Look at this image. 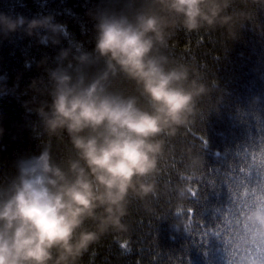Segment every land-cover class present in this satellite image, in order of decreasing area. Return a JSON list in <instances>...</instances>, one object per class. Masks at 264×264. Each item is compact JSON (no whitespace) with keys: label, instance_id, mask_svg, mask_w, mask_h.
<instances>
[{"label":"clouds","instance_id":"clouds-1","mask_svg":"<svg viewBox=\"0 0 264 264\" xmlns=\"http://www.w3.org/2000/svg\"><path fill=\"white\" fill-rule=\"evenodd\" d=\"M248 5L264 8V0H110L92 15L90 50L53 14L0 13V36L22 31L45 47L68 41L26 89L44 139L0 182V264H82L102 239L130 232L134 202L143 207L170 193L171 227H195L185 214L188 189L161 184L160 166L215 83L173 44L181 31L235 39ZM9 91L0 76V96ZM183 153L182 175L199 178L204 157L191 145ZM238 223V246L245 236L264 237V205L248 207Z\"/></svg>","mask_w":264,"mask_h":264},{"label":"trees","instance_id":"trees-1","mask_svg":"<svg viewBox=\"0 0 264 264\" xmlns=\"http://www.w3.org/2000/svg\"><path fill=\"white\" fill-rule=\"evenodd\" d=\"M110 0H0V13L28 19L53 14L67 25L70 39L91 49L92 15ZM235 7H245L239 4ZM250 19L235 39L218 33H177L173 52L194 57L214 91L201 101L190 126L171 142L172 152L160 166V182L188 189L187 232L171 227L174 193L143 207H130L126 236L110 235L83 258L82 264H264V237L245 236L238 223L248 207L264 195V8L248 5ZM45 47L22 31L0 36V76L10 89L0 96V182L14 173V162L36 154L44 139L39 118L29 111L26 89L54 66L60 47ZM46 62V63H41ZM191 145L205 159L199 178L182 175L183 148ZM62 149V145L59 146ZM221 218L213 223V217ZM127 254H121V245Z\"/></svg>","mask_w":264,"mask_h":264},{"label":"snow or ice","instance_id":"snow-or-ice-1","mask_svg":"<svg viewBox=\"0 0 264 264\" xmlns=\"http://www.w3.org/2000/svg\"><path fill=\"white\" fill-rule=\"evenodd\" d=\"M262 188H264V184H262ZM256 203H259L261 205H264V195H261V197L258 199ZM122 248H127V245H121Z\"/></svg>","mask_w":264,"mask_h":264}]
</instances>
